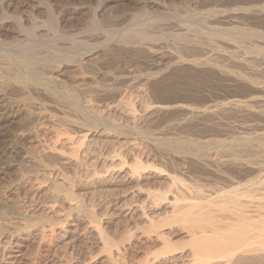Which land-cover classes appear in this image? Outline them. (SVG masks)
I'll use <instances>...</instances> for the list:
<instances>
[{
  "label": "rangeland",
  "instance_id": "rangeland-1",
  "mask_svg": "<svg viewBox=\"0 0 264 264\" xmlns=\"http://www.w3.org/2000/svg\"><path fill=\"white\" fill-rule=\"evenodd\" d=\"M2 1L4 2L5 0ZM7 1H11L13 7L9 12L11 21L8 22L6 26L7 34L0 33V45L3 46H0L3 48L2 51L17 50L20 48L19 45H22L21 42H23L25 45L22 46L27 47V51L30 54L38 57L35 65L37 66L40 61L37 67L43 72V75H54L53 77H56L55 81L57 82L53 83V85L56 86L61 87L62 84L60 81H64V84L67 83L66 85L75 87L81 82L79 80H81L82 77H94L93 79H95L97 83L94 82L98 86L95 90H92L93 93L87 89V85H81L79 86L80 89L74 88L77 93L74 91L73 96L79 99L80 103L82 102L83 105L85 104L84 106L90 107L95 112L98 111L102 120L96 122L91 121L90 124L86 123L83 120V113L78 111L75 112L76 110L72 108L74 98L71 101L69 98L67 100V97H65L66 99L61 97L59 102L63 103L61 106L63 110L65 108L66 119L64 118L62 120V118L58 116L46 115L40 122L34 121L32 124H25L27 128L31 126L29 131H27L29 133H26L23 127H19L18 123L16 125H6L7 128H4L6 135L0 138V163H2L3 166L7 162L10 163L11 166L6 169H1V171L4 172L0 173V210L4 208V211L1 212L6 213L7 211L6 214L9 218L6 217L4 219V217H0V229L3 231H0L2 234L0 235V264H105L106 262V264H110L111 262L109 263L107 259L106 262L104 261L106 255L110 252L109 255L113 259L111 260L115 264H151V262L157 260V256H161V249L164 250V247H162L163 245L159 242L152 248L140 249L139 241L143 238L138 239V237H142L143 235L145 238L147 231L151 232L148 233L150 235L147 234L148 236H156L155 230H148L149 222L143 216L145 215L150 221L154 219V222L164 216L160 211H158V213L153 210L154 206L158 203L157 201L154 202V197H151L154 196L155 193H158V191H167V197H169V199L172 196H181V198H178L179 202L186 203L189 197H191L190 200L195 199L194 196H196V194L194 192L196 188L202 189V193L204 194L212 193V195L217 194V192L219 193V191L223 188L225 189V187H227L225 190L237 187L236 189L245 191L248 188L247 186H252V188L255 189L249 188L252 194H254L258 188L262 187L261 189L264 190V183L259 187L261 179L264 180V178H262L264 177V148H262L264 146V102H262L264 100V0H155V2L157 1V3L160 4L161 8L153 7L148 10L143 7V2L150 0ZM101 3L102 8L100 7ZM103 4H105V6ZM103 10L105 11L104 13ZM210 11H213L212 13L214 15ZM100 15L101 17H99ZM1 16L2 14L0 13V19ZM18 16L22 19V26L18 24V20H15V17ZM55 17H57L59 21ZM94 18H96V20L100 18V29L94 28L98 21L95 20V22ZM57 21L59 22L58 24L56 23ZM27 26L31 29L27 28ZM144 34L146 35L144 36ZM94 35L97 37L99 36V38H95ZM89 39L90 41H88ZM84 42L90 43L93 49L97 47L100 48H98L100 50V54L97 55L98 59L94 58L95 62L93 60V63H85V57L79 55L80 51L83 52L90 47H86V43ZM122 42L126 43L122 44ZM101 45L105 47L108 45V47H106V49L105 47L101 48ZM123 46L125 50H122ZM82 48L86 49L83 50ZM151 49L154 50V52ZM72 53L78 56L74 57L73 55L72 60L77 59L83 62L79 68L71 66V64H69L70 61L68 62L64 58ZM56 55L60 58L57 64H55L56 62L54 63L59 66L58 69H54V66L45 65L43 63L45 57L49 56L52 58L54 56V58H56ZM80 56L83 59H80ZM179 60H182L184 64L178 68L174 64ZM188 61H194L196 63L202 61L200 64L206 66L192 69V67H187L188 65H186ZM0 63V65L4 64L2 60H0ZM208 65L212 67V69L209 67L207 68ZM206 68L209 70L206 71ZM95 69L98 70L96 71ZM127 72H129V76L133 77L139 75L152 77L154 76V72L155 75L158 76L150 81H138L136 78L135 80L122 79V76L128 75ZM102 74L106 76L104 77ZM42 80L43 79H41V81ZM105 88L107 89L106 91ZM99 89L101 90L98 91ZM60 90H62V88H60ZM108 91L111 94H107ZM79 92H81L80 94L82 95H80ZM253 97L255 99H253ZM38 98L44 102L47 100L45 96H38ZM259 98H263V100ZM63 99L65 100L63 101ZM236 99L247 102L246 105L249 106V109L254 106L253 108L255 111L251 108L253 112L246 113L242 110H238V108L231 110L229 109L231 106H224L225 103L231 102V100L232 102H237ZM65 101L67 103H65L66 105L64 104ZM156 103H163L170 106L175 104H186L187 106L191 105V107L194 106L196 108L207 107L208 104H217L218 106L222 104L220 107L222 109H224V107L226 108L222 110L217 106L221 109L219 110L220 113L218 112L213 116L202 117L203 119L199 118L194 121H189L185 110H180L179 108H174V110L171 108V111L168 110L170 112L149 114L150 110L148 109H150L152 104ZM218 103L221 104L219 105ZM260 105L263 109L258 107ZM129 107H133L132 110L129 109ZM128 109L131 111H127ZM228 109L230 111H228ZM259 110H262V114L261 112L257 113ZM129 112H132L134 115L131 114L132 116H130ZM69 119L73 121L78 120V122L81 121V123L85 122L86 127L89 128L90 126L93 130H95V128L98 130L95 132V135L98 133V136H93V140L90 141V147L87 146V148L84 149V147L81 146L82 148H79L80 150L78 152L77 147H80V138H82L86 131L83 133L80 129L73 128L69 124V121H67ZM208 119L211 120L209 121ZM17 122H21L20 125L24 124L23 119H19ZM104 132H106V134H104ZM108 132L111 133V135L108 134V136ZM100 133H102V136ZM103 135L107 136L104 137ZM243 137H246L247 140H251H248L249 142L246 140L241 142ZM176 138L181 141H186L187 139L185 140V138L191 140H187L190 142V144L188 143L189 145H185L184 143V148H182V150L185 149L186 151L179 153L177 152L178 150L176 151ZM76 143L79 145H75ZM207 143L209 145H207ZM200 144L205 145L201 146ZM50 146H54L55 149L52 148V150L54 149L56 152L60 147L59 151L61 150V154L64 152V157H62V155L59 156L58 152L57 154L55 151L53 153V151L48 150ZM203 146L209 148L207 149ZM260 147L262 149H260ZM69 148H71V150ZM90 148L92 150H90ZM200 148L204 149L200 150ZM46 149L48 151L44 152L46 153L45 156L43 151ZM73 149L75 152H73ZM86 149H88L90 153H88ZM198 149L203 152L206 149L207 151L205 150V152H207L208 156L202 153L203 156L199 153L200 155L198 154V157ZM109 151L110 153L107 155L106 153ZM84 152L88 154L85 155ZM192 153L194 156H192ZM66 155L68 160L66 158L64 161L67 162L65 163L63 158H65ZM72 155H74V157ZM93 155H95V157ZM105 155H107V157ZM187 155H189V157ZM120 156L121 160H118ZM201 156L204 157L203 159H210V161L208 160L210 168H208L209 166L202 165L198 160L189 159L190 157L199 159L202 158ZM206 156L208 158H206ZM72 157L78 160L75 162L77 166H70L72 163L74 164ZM78 157H80V161L82 162L79 161ZM103 157L105 159H103ZM37 158L39 163L37 162ZM59 158H61V161H59ZM242 158H244V160H241ZM245 158L248 161L251 160L254 162H248L249 164L252 163L253 167L251 165H248L249 167L246 166L248 163L245 161ZM93 159L96 160V163L93 162ZM135 159L143 165V168L138 172L140 177L138 175L134 176L135 178L129 175V177H126L125 175L122 179L116 176L121 169L128 170V164L132 165ZM105 160L106 162H104ZM87 161L88 163H86ZM101 161L102 163L104 162L103 166L100 165ZM120 161L123 165H121ZM236 161H238V164H242V161L245 162L242 166L241 164L237 165ZM61 162H64L65 165L61 164ZM211 162L216 164L212 165ZM97 163L99 166H97ZM117 163L119 164L117 165ZM232 165H235L234 167H236V170L232 168ZM44 168L46 171L43 170ZM51 168L55 169V171L57 170L56 172L53 171V174L56 176L51 173ZM251 169L253 172H248ZM48 170H50V172H48ZM113 170H115V172H113ZM239 170L243 171H240V175H237V171ZM254 170L257 171V175L259 173L261 179L257 180L259 175L257 176ZM61 172L64 173L66 177L63 176V174L61 175ZM111 172H113V174ZM219 172L224 175L226 174L225 176L227 177H221ZM165 173H169L171 176L173 175L175 180L173 181L172 178H167L166 175H164ZM234 173L236 175H234ZM244 173L245 175L247 173L248 176L246 175L245 177ZM249 175L252 179L255 178L256 180L253 179L252 181ZM60 176H63L62 178L69 177V179L67 178L66 180V182H69L67 183L69 186L71 180L72 182L74 181L72 183V189L76 187V190H72L71 186L68 188L69 186L67 184L64 185L65 182L62 181ZM52 178L58 181L61 179L63 183L61 181L59 182L64 185V187L62 186L63 189L67 186V189H71V192L74 191V194L77 193L78 195L80 193L78 196L81 197L75 198L77 200L79 198L78 201L82 200L81 212H76V207H78L77 205L80 202L74 205L77 201H73L72 199L68 200V198H66V202H63L65 199H63V197H65L63 191L58 192V194H62V196L58 198L59 200L57 199L54 201L56 205H54L53 209L52 207H47V201L48 206L49 204L52 206L55 204L53 201H49L51 200L49 198L51 193L56 191L55 189L53 190V186L50 187L49 185L48 180ZM107 178L110 179L108 180ZM230 180L233 181L231 182ZM234 180H236V182H234ZM254 180L256 182L259 181V183H255ZM244 181L246 184H244ZM241 182L244 183L241 184ZM234 183L241 185L236 186ZM247 183L252 185H247ZM231 184L234 186L232 187ZM243 184L244 186H242ZM253 184H256L254 185L256 187H254ZM48 185L49 187H47ZM262 190L260 192L258 189L257 192L260 194L256 192L253 196L263 197L264 191L262 192ZM147 194L150 200L145 198V196H148ZM257 194L259 196H256ZM182 198L186 200L180 201ZM170 200H173V197ZM69 201L71 202L69 203ZM36 202H39L38 205L42 211L39 210ZM12 203L15 204V206H13L14 209L11 208ZM8 204L11 207H8ZM32 204L34 206H32ZM135 205H137V208ZM121 206L122 208H120ZM138 206L141 208L140 210ZM5 207L9 210H5ZM127 207L131 210H128ZM134 208H136V210L133 212L132 210ZM121 209L123 210L120 211ZM39 211L43 213L41 214ZM11 212L14 213L12 217L10 215ZM44 212L48 215H45ZM23 213L25 214L23 215ZM33 213L34 215H32ZM51 213H56L52 216H58L54 217L57 219V222L50 216ZM18 214L19 216H17ZM21 214L23 217H28H24V219ZM91 214H95L93 216L96 217L95 220H99L97 224H100V227L94 220L90 219L91 217L89 216H92ZM64 216L67 217L64 219ZM39 217L42 219L41 222ZM28 220L29 222L31 221V223L34 222L33 224L30 223L33 228L30 226L29 229L30 224ZM89 220L92 223L91 225L95 223V229L98 230V227L101 229L103 228L102 231H104V236L109 237L110 241L108 239L107 241L110 243V247L107 242H104L105 244L101 243L103 239L99 241L102 246L104 245V248H107L106 251L109 249L112 251L109 250L110 252L107 251L108 253H106L105 249L102 250L103 248L101 247V252L98 248L100 245L98 244V239H100V237L96 236L95 229V231L91 230L93 226L91 228L90 222H88ZM23 221L28 223V225L26 226ZM50 221L53 222L51 223ZM37 222L38 227L36 226ZM85 222L86 224L88 222L89 226H87ZM39 223L41 225L43 224L42 228L39 226ZM22 224H24L23 227ZM178 224L172 223V227H168L170 225H163L156 230L162 233L171 232L175 227L180 226ZM34 225L37 227V231ZM15 226H19L21 229L23 228V233L20 228H15L14 230ZM27 227L29 230L24 229ZM87 227L91 229L89 230ZM52 228L54 229L53 232ZM10 233L12 235H10ZM166 234L171 239V243L175 246L173 249L176 255L181 253L186 256L189 254L188 251L191 248L190 245H187L188 242H185L188 241L189 237L182 234L172 235V237L170 233H165V235ZM7 237L10 239L6 240L8 239ZM115 249L116 251L119 249L118 251H120L119 253L122 256L120 254L116 256L115 254L117 253ZM138 250L140 252H138ZM14 254L17 256L13 257ZM10 255H13L12 258H9L11 257ZM183 258L184 259L177 260L169 259L167 260L168 263L165 262L163 264H195L191 256L190 259L189 256L188 258L187 256ZM163 260L164 259H161V261ZM171 261L172 263H170ZM158 262L159 260L154 263L158 264Z\"/></svg>",
  "mask_w": 264,
  "mask_h": 264
},
{
  "label": "bare ground",
  "instance_id": "bare-ground-1",
  "mask_svg": "<svg viewBox=\"0 0 264 264\" xmlns=\"http://www.w3.org/2000/svg\"><path fill=\"white\" fill-rule=\"evenodd\" d=\"M100 1V0H99ZM136 1V0H135ZM106 2V1H105ZM138 2V1H137ZM98 3V2H97ZM143 4H144V8L145 9H151V8H153V7H157V8H161L160 7V4L159 3H157V1L155 2V0L153 1H145V2H143ZM104 6H105V4H103ZM12 4H11V1H7V0H5L4 2L1 0L0 1V13L2 14V16H1V19H0V33H4V34H7L6 32H7V24H8V22H10L11 21V15L9 14V12L12 10ZM97 7H99V6H97ZM96 7V8H97ZM101 8H102V3H101V6H100ZM33 9H35V8H33ZM32 9V10H33ZM98 9V8H97ZM97 11V10H96ZM14 12V11H13ZM105 11L103 10V13H104ZM211 12V11H210ZM209 12V13H210ZM213 12V11H212ZM211 12V13H212ZM215 12V11H214ZM261 13V12H260ZM94 14V13H93ZM213 14V13H212ZM98 15V14H97ZM96 15V16H97ZM211 15V14H210ZM214 15V14H213ZM216 15V14H215ZM96 16H94V17H96ZM212 16V15H211ZM99 17H101V15L99 16ZM209 17V16H208ZM16 19L15 20H18V24L20 25V26H22V19L18 16V17H15ZM56 19H57V17H55ZM54 18V19H55ZM58 20V19H57ZM96 20V18H94V21ZM98 20V19H97ZM96 20V21H97ZM99 20H100V18H99ZM99 20L96 22V26H94V28H96V29H100L101 27V22L99 23ZM56 21V20H55ZM59 21V20H58ZM56 22L57 24L59 23V22ZM66 21V20H65ZM70 23V22H69ZM95 24V23H94ZM25 26V25H24ZM92 27V26H91ZM100 27V28H99ZM19 28V27H18ZM17 28V29H18ZM24 28V27H23ZM23 28H22V30H23ZM27 28H29L28 26H27ZM93 28V29H94ZM21 29V28H20ZM29 29H31V28H29ZM92 29V28H91ZM25 32V31H24ZM29 32H30V30H29ZM17 33V32H16ZM18 33H20V32H18ZM140 33V32H139ZM4 34H3V36H4ZM21 34V33H20ZM19 34V35H20ZM19 35H18V38H19ZM146 34H144V36H145ZM148 36V35H147ZM150 36V35H149ZM94 37L96 38L97 36H95L94 35ZM141 37H143V36H141ZM155 37V36H154ZM94 38V39H95ZM97 38H99V36L97 37ZM14 39H15V37H14ZM17 39V38H16ZM146 39V38H145ZM18 40V39H17ZM151 40V39H150ZM22 41V40H21ZM88 41H90V39L88 40ZM87 41V42H88ZM2 42H4V41H2ZM18 42V41H17ZM19 42H20V39H19ZM18 42V43H19ZM27 42V41H26ZM87 42H84V43H86V47H88V46H90L91 47V45H90V43H87ZM22 43V45H25V44H23V42H21ZM124 43H126V42H122V44H124ZM128 43V42H127ZM0 44H1V42H0ZM116 44V43H115ZM118 44V43H117ZM22 45H19L20 46V48L19 49H17V50H11V51H2V49L3 48H1V47H3V46H1L0 47V60H2L3 62H4V64L3 65H0V138L2 137V136H5L6 135V133H5V131H4V128L6 127V125H9V124H14V125H16L17 123H18V126L19 127H23V130L26 132V133H29V132H27V131H29V129H30V127H26V123H31L32 124V122H40V120L41 119H43L44 118V116H46V115H53V116H58V117H60V118H62V120L65 118V116H66V114H65V108H64V110H63V108H62V106H61V104H63V103H60L59 101H60V98L61 97H67V100H68V98L72 101V99L74 98V100H73V102H72V105H73V110H76L75 112H82L83 113V115H84V117H83V120L86 122V123H89L90 124V122L91 121H94V122H96V121H100V120H102V117L98 114V111H94L93 109H91L90 107H86V106H84L83 104H82V102L80 103L79 101V99H77L76 97H74L73 96V93H74V91H75V89L74 88H79V86H81V85H83V86H85V85H87L86 87H87V89H89V91H91L92 92V90H95L96 88H97V84H95V79H93L92 77L91 78H89V76H87V77H82L81 78V80H79V81H81L79 84H77L75 87H72V86H68V85H66V84H64L65 82L64 81H60V83L62 84V86L60 87V86H56V85H53V83H55V82H57V81H55L56 80V77H53L54 75H43V72L42 71H40V69H39V67H37L39 64H40V61L38 62V65L36 66L35 64L37 63V56L36 55H33V54H30L28 51H27V47H25V46H22ZM103 45V44H102ZM101 45V48H103V47H105V46H102ZM121 45V44H120ZM18 46V47H19ZM130 46H131V44H130ZM22 47V48H21ZM89 47V49H86V48H82L83 50H85V51H83V52H79V55H81V56H83V57H85V63H87V64H90V63H93V60H94V58H97V55L98 54H100L99 52H100V48L99 47H97V48H95V49H93V47H91L90 48ZM96 47V46H95ZM106 47H108V45L106 46ZM106 47H105V49H106ZM117 47H119V46H117ZM121 47V46H120ZM132 47V46H131ZM138 47V46H137ZM140 47V46H139ZM29 48V47H28ZM99 48V49H98ZM133 48V47H132ZM151 48V47H150ZM30 49V48H29ZM28 49V50H29ZM113 49V48H112ZM102 51L104 50V49H101ZM122 50H125L124 49V46H123V48H122ZM152 50V49H151ZM101 51V52H102ZM105 51V50H104ZM108 51V50H107ZM153 52H154V50H152ZM151 52V51H150ZM105 53V52H104ZM152 53V52H151ZM52 54V53H51ZM78 54V53H77ZM154 54V53H153ZM156 54V53H155ZM73 55H74V57H78L77 55L75 56V53L73 54H69V55H65L66 57H64L68 62L70 61V63L69 64H71V66H75L76 68H79V66L80 65H82L83 64V62H81V60H72V57H73ZM102 55V54H101ZM106 55V54H105ZM57 56V55H56ZM64 56V55H63ZM80 56V59H83L82 57ZM163 56V55H162ZM61 57H62V55H61ZM75 59V58H74ZM98 59V58H97ZM59 60H60V58H59V56H57L56 58H54V56L52 57V58H50L49 56L48 57H45V59H44V61H43V63L45 64V65H51V66H54V69L55 68H59V66L58 65H55V64H57V62H59ZM97 61V60H96ZM56 62V63H55ZM81 62V63H80ZM94 62H95V60H94ZM99 62V61H98ZM246 62V61H245ZM55 63V64H54ZM186 63V62H185ZM188 64H186V65H188L187 67H192V69L193 68H198V67H203V66H206V65H204L203 64V66H202V64H200V63H202V61L200 62V63H196V62H194V61H188L187 62ZM1 64V63H0ZM41 64H42V62H41ZM43 64V65H44ZM183 62H182V60H179V61H177L174 65L176 66V67H178L179 68V66L181 67V66H183ZM200 64V65H199ZM207 64V63H206ZM91 65H93V64H91ZM95 65V64H94ZM97 67V66H96ZM209 67V65L207 66V68ZM41 68V67H40ZM206 68V71L207 70H209V69H207ZM210 69H212V67H209ZM53 69V70H54ZM90 69V68H89ZM219 69V68H218ZM44 70V69H43ZM52 70V69H51ZM81 70V69H80ZM96 70V69H95ZM98 70V69H97ZM96 70V71H97ZM214 70H215V68H214ZM263 70V69H262ZM55 71V70H54ZM58 71V70H57ZM84 71V70H83ZM100 71V70H99ZM102 71V70H101ZM123 71V70H122ZM218 71V70H217ZM216 71V72H217ZM258 71V70H257ZM47 72V71H46ZM53 72V71H52ZM103 72V71H102ZM156 72H158V71H156ZM174 72V71H173ZM223 72V71H222ZM55 73V72H54ZM53 73V74H54ZM59 73V72H58ZM107 73V72H106ZM128 73V75H125V76H122V79H134L135 80V78L139 81H141V80H143V81H145V80H147V81H150V80H153V79H155L158 75H155V72H154V76H150L149 74V76L150 77H148V76H136V77H133V76H129V72H127ZM218 73V72H217ZM219 73H220V71H219ZM254 73V72H253ZM109 74V73H108ZM146 74V73H145ZM159 74V73H158ZM221 74V73H220ZM40 75V76H39ZM58 75V74H57ZM86 75V74H85ZM103 75V74H102ZM110 75V74H109ZM216 75V74H215ZM224 75V74H223ZM104 76V75H103ZM106 76V75H105ZM104 76V77H105ZM229 76V75H228ZM238 76V75H237ZM246 76V75H245ZM113 77V76H112ZM115 78V77H114ZM232 78V77H231ZM234 78V77H233ZM41 79H43L42 81H41ZM117 79V78H116ZM228 79V78H227ZM114 80V79H113ZM159 80V79H158ZM232 80V79H231ZM257 80V79H256ZM95 81V82H94ZM117 81V80H116ZM147 81H146V83H147ZM155 81V80H154ZM83 82H84V84H83ZM115 82V81H114ZM127 82V81H126ZM131 82V81H130ZM134 82V81H133ZM153 82V81H152ZM241 82V81H240ZM248 82V81H247ZM49 83H52V84H49ZM97 83V82H96ZM132 83V82H131ZM237 83V82H236ZM246 83V82H245ZM253 83V82H252ZM257 83V82H256ZM104 84V83H103ZM111 84V83H110ZM100 85H102V84H100ZM99 85V86H100ZM126 85V84H125ZM132 85H133V83H132ZM142 85V84H141ZM250 85V84H249ZM253 85V84H252ZM117 86V85H116ZM119 86V85H118ZM134 86V85H133ZM62 88V90H60V88ZM251 87V86H250ZM98 88H100V87H98ZM110 88H112V87H110ZM80 89V88H79ZM102 89H103V87H102ZM107 89H108V87H107ZM106 88H105V91L107 90ZM118 89V88H117ZM101 89H99L98 91H100ZM104 90V89H103ZM111 90V89H110ZM109 90V91H110ZM88 91V90H87ZM109 91L107 92V94L109 93ZM117 91V90H116ZM76 92V91H75ZM111 92H113V91H111ZM115 92V91H114ZM65 95H63V94ZM77 93V92H76ZM81 92H79V94H80ZM85 93V92H84ZM88 93V92H87ZM93 93V92H92ZM97 93V92H96ZM103 93H104V91H103ZM102 93V94H103ZM78 94V95H79ZM86 94V93H85ZM106 94V93H105ZM109 94H111V93H109ZM74 95H76V94H74ZM80 95H82V94H80ZM79 95V96H80ZM84 95V94H83ZM88 95H89V93H88ZM38 96H45V97H47L46 99V102H44L43 100H41V99H39L38 98ZM87 96V95H86ZM90 96V95H89ZM93 96V95H92ZM95 96V95H94ZM98 96V95H97ZM80 98V97H79ZM242 98V97H241ZM264 98V97H263ZM263 98H259L260 100L262 99L263 100ZM44 99V98H43ZM66 99V98H65ZM65 99H63V101L65 100ZM81 99V98H80ZM102 99V98H101ZM253 99H255L254 97H253ZM90 100V99H89ZM92 100V99H91ZM235 100V99H234ZM237 100V99H236ZM242 100V99H241ZM246 100V99H245ZM249 100V99H248ZM258 100V99H257ZM226 101V100H225ZM244 101V100H243ZM243 101H240V100H237V102L235 103V102H232V100H231V102H228V103H225V105L224 106H226V107H230L229 109H237L238 108V110H242L243 112H253V110H254V106L253 107H251L250 109L248 108L249 106H247L246 105V103L247 102H243ZM250 101V100H249ZM70 102V101H69ZM251 102V101H250ZM262 102H264V100L262 101ZM66 103V101L64 102V104ZM224 103V102H223ZM256 103H258V102H256ZM260 103V102H259ZM67 104V103H66ZM65 104V105H66ZM216 104V103H215ZM219 104V103H218ZM221 104V103H220ZM219 104V105H220ZM248 104H249V102H248ZM222 105V104H221ZM220 105V106H221ZM251 105V104H250ZM263 105V104H262ZM133 106V105H132ZM218 105L216 104V105H211V104H208V106L207 107H203V108H201L200 106V108H196V107H194V106H192L191 107V105H184V104H180V105H173V106H170V105H166V104H163V103H156V104H152L151 105V107H150V109H148V110H150L149 111V114H153V113H165V112H170L172 109L171 108H173V110H174V108H179L180 110L181 109H183V110H185V113L188 115V117H187V119L189 120V121H194L195 119H199V118H201V119H203L202 117H207V116H213V115H216L218 112L220 113V111L219 110H221L222 108L220 107V106H218V107H220L221 109H219L218 107H217ZM223 106V107H224ZM247 106V107H246ZM226 107H224V109L226 108ZM258 107H261L262 108V106L260 105V106H258ZM132 108L133 107H129V109H131L132 110ZM66 109H67V107H66ZM127 110V111H131V110ZM171 109V110H170ZM178 109V110H179ZM224 109H222V110H224ZM228 109V111H230ZM263 109V108H262ZM134 110V109H133ZM168 110H170V111H168ZM182 110V111H183ZM237 110V111H238ZM227 111V110H226ZM236 111V112H237ZM255 111V110H254ZM262 111V110H261ZM260 110L257 112V113H260L261 112ZM67 112V111H66ZM235 112V111H234ZM263 112H264V109H263ZM134 113V112H133ZM242 113V112H241ZM256 113V114H257ZM65 114V115H64ZM126 114H128V113H126ZM129 114H130V116H132V115H134V114H132V112L130 113L129 112ZM128 114V115H129ZM132 114V115H131ZM136 114V113H135ZM222 114V113H221ZM233 114H235V113H233ZM243 114H245V113H243ZM261 114H262V112H261ZM223 115V114H222ZM255 115V114H254ZM161 116V115H160ZM257 116V115H256ZM262 116V115H261ZM127 117V116H126ZM216 117V116H215ZM142 118V117H141ZM19 119H23L24 120V124H21L20 125V123L19 122H17V121H19ZM66 119V118H65ZM134 119V118H133ZM205 119V118H204ZM257 119V118H256ZM209 120V119H208ZM211 120V119H210ZM209 120V121H210ZM67 121H69V124L73 127V128H75V129H80L81 131H83V133H84V131H86V133L85 134H83V136H82V138H80V140H81V142L79 143V144H77L78 143V141H77V143L75 144V145H79L80 147H77L78 148V152H79V150L82 148L81 146H83L84 147V149L85 148H87V146H89L91 143H90V141L91 140H93V136L95 135V132H97L98 130H96V128H95V130H93L92 128H90V126H89V128L88 127H86L85 126V122L84 123H81V121H79L78 122V120L77 121H73L72 119L70 120H67ZM198 121V120H197ZM223 121V120H222ZM46 122V121H45ZM61 122V121H60ZM65 122V121H64ZM42 123V122H41ZM50 123V122H49ZM55 123V122H54ZM66 123V122H65ZM203 123V122H202ZM201 123V124H202ZM205 124V123H204ZM207 124V123H206ZM231 124V123H230ZM239 124V123H238ZM257 124V123H256ZM27 125H29V124H27ZM47 125V124H46ZM88 125V124H87ZM208 125V124H207ZM235 125V124H234ZM136 126V125H135ZM216 126V125H215ZM232 126V125H231ZM10 127V126H9ZM44 127V126H43ZM225 127V126H224ZM264 127V126H263ZM7 128V127H6ZM17 128V127H16ZM243 128H244V126H243ZM258 128V127H257ZM52 129V128H51ZM228 129V128H227ZM259 129V128H258ZM245 130V129H244ZM244 130H242V131H244ZM79 131V130H78ZM80 131V132H81ZM101 131H103V130H101ZM100 131V132H101ZM221 131V130H220ZM58 132V131H57ZM246 132V131H245ZM101 134V136H102V133H100ZM104 134H106V132H104ZM111 135V133H107V135ZM36 135V134H35ZM58 135H60V134H58ZM107 135H105V136H107ZM108 135V136H109ZM42 136V135H41ZM55 136V135H54ZM95 136H98V133L95 135ZM104 136V135H103ZM104 136V137H105ZM263 136H264V134H263ZM32 137V136H31ZM36 137V136H35ZM60 137V136H59ZM118 137H119V135H118ZM117 137V138H118ZM239 137V136H238ZM253 137V136H252ZM236 138V137H235ZM48 139V138H47ZM156 139V138H155ZM154 139V140H155ZM177 139V138H176ZM190 140L189 138H185V140ZM233 139V138H232ZM232 139H231V141H232ZM257 139V138H256ZM261 139V138H260ZM28 140V139H27ZM49 140V139H48ZM79 140V141H80ZM181 141L180 139H177L176 140V151L179 153V152H184V151H186L185 149L184 150H182V148H184L183 146H184V143H185V145L186 144H190V142L189 141ZM237 140H239V139H237ZM236 140V141H237ZM243 140H246V141H248L247 139H246V137L244 138H242V140H241V142L243 141ZM251 140V139H250ZM249 140V141H250ZM252 140H253V138H252ZM29 141V140H28ZM32 141V140H31ZM58 141V140H57ZM76 141V140H75ZM191 141V140H190ZM235 141V142H236ZM248 141V142H249ZM260 141H262V140H260ZM51 142V141H50ZM263 142V141H262ZM47 143V142H46ZM53 143V142H52ZM93 143H95V142H93ZM194 143V142H193ZM193 143H191V144H193ZM197 143V142H196ZM239 143V142H238ZM36 144V143H35ZM44 144V143H43ZM56 144H57V142H56ZM188 144V145H189ZM199 144V143H198ZM233 144V143H232ZM259 144V143H258ZM262 144V143H261ZM201 146L202 145H205V144H200ZM199 145V146H200ZM207 145H209L208 143H207ZM239 145H241V144H239ZM243 145H245V144H243ZM263 145V144H262ZM55 146V145H54ZM51 147L50 146V148H48V150H50V151H53V153H54V151L56 152V150H54L55 149V147ZM91 146V145H90ZM89 146V147H90ZM194 146H195V143H194ZM199 146H197V147H199ZM200 146V147H201ZM236 146V145H235ZM246 146V145H245ZM261 146V145H260ZM89 147H88V149H89ZM93 147V146H92ZM203 147H205V146H203ZM12 148V147H11ZM47 148V147H46ZM52 148H54L53 150H52ZM60 148V147H59ZM59 148L57 149L58 151V155L60 156V155H62V157H64L63 156V153L61 154L60 153V151H59ZM71 148H73V147H71ZM71 148H69L70 150H71ZM80 148V149H79ZM94 148V147H93ZM205 148H207V147H205ZM209 148V147H208ZM207 148V149H208ZM262 148H264V146L262 147ZM261 147H260V149H262ZM88 149H86V151H88ZM203 150L204 148H200V150ZM47 149L45 150V151H43V153L44 152H47L48 151ZM77 150V149H76ZM90 150H92L91 148H90ZM199 149H198V153H197V156H198V154L199 153H201V155H203V154H206L207 155V152H205V150H204V152L203 151H200ZM31 151V150H30ZM37 151V150H36ZM83 151V150H82ZM207 151V150H206ZM209 151H210V149H209ZM223 151V150H222ZM73 152H75L74 151V149H73ZM175 152V151H174ZM189 152V151H188ZM195 152V151H194ZM258 152V151H257ZM260 152V151H259ZM49 153V152H48ZM47 153V154H48ZM51 153V152H50ZM81 153H83V152H81ZM85 153V155L86 154H88V153H90L89 151H88V153H86V152H84ZM91 153H92V151H91ZM109 153H110V151L109 152H107L106 154L107 155H109ZM203 153V154H202ZM262 153V152H261ZM46 153H44V155H45ZM93 154V153H92ZM175 154V153H174ZM244 154V153H243ZM27 155V154H26ZM50 155V154H49ZM85 155H83V156H85ZM107 155H105L106 157H107ZM132 155V154H131ZM200 155V154H199ZM238 155H240V154H238ZM242 155V154H241ZM247 155V154H246ZM261 155V154H260ZM41 156H42V154H41ZM46 156V155H45ZM52 156V155H51ZM53 156H55V155H53ZM73 157H74V155H72ZM87 156H89V155H87ZM94 157H95V155H93ZM104 156V157H105ZM124 156V155H123ZM128 156V155H127ZM180 156H181V154H180ZM188 157H189V155H187ZM191 156V155H190ZM192 156H194L193 155V153H192ZM196 156V155H195ZM204 156V155H203ZM208 156V155H207ZM206 156V158H208ZM210 156V155H209ZM249 156V155H248ZM21 157V156H20ZM72 157V158H73ZM103 157V159H105ZM116 157V156H115ZM199 157V156H198ZM202 157V156H201ZM242 157V156H241ZM247 157V156H246ZM34 158V157H33ZM32 158V159H33ZM35 158H36V156H35ZM35 158H34V160H35ZM67 158V160H68V157H67V155H66V157L65 158H63V161L65 160ZM79 158V161H80V157H78ZM82 158H84V157H82ZM88 158V157H87ZM135 158V157H134ZM134 158H132V159H134ZM181 158V157H180ZM204 157H202V158H199V159H197V158H189V159H191V160H198V162H200L202 165H204V166H209L208 168H210V163H209V161H210V159H203ZM261 158V157H260ZM61 158H59V161H61L60 160ZM102 159V160H103ZM138 159V158H137ZM236 159V158H235ZM75 160V161H74ZM87 160V159H86ZM94 160V159H93ZM99 160V159H98ZM97 160V161H98ZM117 160V159H116ZM118 160H121V156H120V158H118ZM237 160V159H236ZM240 160V159H239ZM241 160H244V158H242ZM32 161V160H31ZM73 162H74V164L72 163L70 166L72 167L73 165H75L76 163L75 162H77L78 160H76V159H74L73 158V160H72ZM96 160H94L93 162H95ZM124 161H125V159H124ZM134 161H136V162H134ZM212 161V160H211ZM214 161V160H213ZM229 161V160H228ZM235 161V160H234ZM245 161L248 163L249 161H251V160H246V158H245ZM245 161H242V166H243V163L245 162ZM1 162V161H0ZM37 162H38V158H37ZM65 163L67 162V161H64ZM62 163L61 162V164H64L65 165V163ZM80 162H82V161H80ZM91 162H92V160H91ZM99 162V161H98ZM104 162H106V160L104 161ZM104 162L102 163V161L100 162V165H104ZM121 162V161H120ZM119 162V163H120ZM192 162V161H191ZM214 162H216V161H214ZM233 162V161H232ZM252 163H254L253 161H251ZM250 162V163H251ZM31 163V162H30ZM39 163V162H38ZM37 163V164H38ZM45 163V162H44ZM86 163H88V161L86 162ZM96 163V162H95ZM102 163V164H101ZM112 163V162H111ZM119 163H117V165L119 164ZM226 163V162H225ZM236 163H237V165H240V164H238V161H236ZM252 163L251 164H247L246 166H248V165H251L252 166ZM4 164V163H3ZM13 164V163H12ZM98 164V163H97ZM211 164L212 165H214V164H216V163H214L213 164V162H211ZM224 164V163H223ZM229 164H231V163H229ZM246 164V163H245ZM255 164H258V163H255ZM60 165V164H59ZM91 165V164H90ZM121 165H123V163L121 162ZM129 165V168L127 167V169L128 170H120L119 171V173L116 175V176H118V177H121L122 179H123V177L126 175V177L129 175L130 177H134V176H136V175H138V172L140 171V169L141 168H143V165L141 164V162H139V161H137L136 159L135 160H133V163H132V165H130V164H128ZM227 165V164H226ZM225 165V166H226ZM11 165H10V163H7L6 162V164H4L3 166H2V163H0V173L1 172H4V171H1V169H6V168H8V167H10ZM41 166V165H40ZM62 166V165H61ZM60 166V167H61ZM75 166H77V165H75ZM93 166V165H92ZM95 166H96V164H95ZM97 166H99V164L97 165ZM96 166V167H97ZM200 166V165H199ZM227 166H229V165H227ZM233 167L232 168H235V170H236V167H234L235 165H232ZM250 166V167H251ZM257 166V165H256ZM259 166V165H258ZM53 167V166H52ZM65 167V166H64ZM63 167V168H64ZM67 167V166H66ZM122 167V166H121ZM213 167V166H212ZM215 167V166H214ZM223 167H224V165H223ZM230 167V166H229ZM228 167V168H229ZM249 167V166H248ZM253 167V166H252ZM255 167V166H254ZM43 168V167H42ZM84 168V167H83ZM203 168V167H202ZM225 168V167H224ZM227 168V170L229 171V169ZM238 168H239V166H238ZM241 168V167H240ZM93 169H94V167H93ZM116 169V168H115ZM212 169V168H211ZM242 169H243V167H242ZM245 169V168H244ZM247 169V168H246ZM256 169H257V167H256ZM37 170V169H36ZM43 170H45V168L43 169ZM82 170V169H81ZM208 170V169H207ZM210 170V169H209ZM225 170V169H224ZM238 170V169H237ZM262 170V169H261ZM46 171V170H45ZM53 171H55V169H52L51 168V173L53 174ZM57 171V170H56ZM55 171V172H56ZM62 171V170H61ZM118 171V170H117ZM214 171V170H213ZM230 171H231V169H230ZM240 171H243V170H239V171H237L238 173L240 172ZM248 171V170H247ZM252 171V169L250 170V171H248V172H251ZM255 171V170H254ZM258 171H259V169H258ZM263 171V170H262ZM48 172H50V170H48ZM64 172V171H63ZM93 172V171H92ZM106 172H107V169H106ZM105 172V173H106ZM113 172H115V170H113ZM113 172H111L112 174H113ZM227 172V171H226ZM232 172V171H231ZM230 172V173H231ZM247 172V173H248ZM253 172V171H252ZM257 171H255L254 173H256ZM67 173V172H66ZM94 173V172H93ZM117 173V172H116ZM211 173V172H210ZM220 173V172H219ZM222 173H223V170H222ZM222 173H220L221 174V177L222 176H225L224 174H222ZM236 173V172H235ZM234 173V175H236ZM237 173V175H240V173L238 174ZM243 173V172H242ZM241 173V174H242ZM247 173H246V175H247ZM261 173V172H260ZM7 174H9V173H7ZM22 174V173H21ZM63 174V176H65L64 175V173H62L61 172V175ZM91 174V173H90ZM108 174V173H107ZM216 174V173H215ZM228 174H229V172H228ZM227 174V175H228ZM251 174V173H250ZM26 175V174H25ZM44 175V174H43ZM53 175H55V174H53ZM60 175V174H59ZM94 175V174H93ZM109 175V174H108ZM164 175H166V177L167 178H172L173 179V181L175 180L174 179V177H173V175L171 176V174H169V173H165ZM230 175V174H229ZM233 175V174H232ZM244 175H245V173H244ZM246 175H245V177H246ZM256 175H257V173H256ZM258 175H259V173H258ZM257 175V176H258ZM24 176V175H23ZM33 176V175H32ZM45 176H46V174H45ZM44 176V177H45ZM56 176V175H55ZM62 176V177H63ZM70 176V175H69ZM75 176V175H74ZM105 176V175H104ZM115 176V177H116ZM128 176V177H129ZM139 176V175H138ZM137 176V177H138ZM248 176V175H247ZM252 176H255V175H252ZM256 176V177H257ZM26 177V176H25ZM37 177V176H36ZM61 177V176H60ZM61 177V178H62ZM66 177V176H65ZM79 177V176H78ZM97 177H100V176H97ZM140 177V176H139ZM175 177H176V175H175ZM225 177H227V176H225ZM237 177V176H236ZM249 177H250V175H249ZM249 177H248V181H249ZM67 178L69 179V177L67 176ZM67 178H62V181L63 182H65V184L64 185H66L67 183H69V182H66V180H67ZM113 178V177H112ZM111 178V179H112ZM135 178V177H134ZM228 178H230V177H228ZM233 178V177H232ZM231 178V179H232ZM251 178V177H250ZM262 178H264V177H262ZM44 179V178H43ZM48 179V178H47ZM70 179H71V177H70ZM99 179V178H98ZM108 179V178H107ZM110 179V178H109ZM108 179V180H109ZM132 179V178H131ZM224 179V178H223ZM227 179V178H226ZM225 179V180H226ZM234 179V178H233ZM247 179V178H246ZM252 179V178H251ZM253 179H255V178H253ZM253 179H252V181H253ZM258 179H261L260 178V175H259V178L257 177V180ZM124 180H125V178H124ZM129 180H130V178H129ZM225 180H223V181H225ZM256 180V179H255ZM254 180V182L255 183H259V181L258 182H256ZM47 181V180H46ZM49 181V185H50V187L51 186H53V190L55 189L56 191L55 192H53V193H51V195H50V199L51 200H49V199H47V200H49L50 202L51 201H55V200H57L60 196H62V194L61 195H59L58 194V192H61V191H63L64 192V196L65 197H63V199H64V201L63 202H66L65 200H67L66 198H68V200L69 199H72L73 201H77V202H75L74 203V205L77 203L78 204V202H80L81 203V201L82 200H80V201H78L79 200V198L81 197H79L78 195H80V193L77 195V193L76 194H74L73 192L74 191H70L71 189H72V186H73V182H72V180H71V184H70V186H71V189H67V186L63 189V187H64V185L62 184L63 182L61 181V179L59 180V181H61V182H59L58 180H56V179H54V178H52V179H50V180H48ZM47 181V182H48ZM79 181H81V180H79ZM107 181V180H106ZM114 181V180H113ZM118 181V180H117ZM172 181V180H171ZM228 181V180H227ZM226 181V182H227ZM231 182L233 181V180H230ZM246 181V180H245ZM244 181V182H245ZM248 181H246V182H248ZM251 181V180H250ZM262 181H264V180H262L261 179V184H259V187H261L260 185H263L262 183H264V182H262ZM27 182V181H26ZM38 182H40V181H38ZM82 182V181H81ZM88 182V181H87ZM116 182V181H115ZM231 182H229V183H231ZM234 182H236V180H234ZM244 182H241V184L242 183H244ZM246 182L244 183V184H246ZM79 183V182H78ZM252 183V182H251ZM41 184V183H40ZM43 184V183H42ZM75 184V183H74ZM86 184V183H85ZM228 184V183H227ZM226 184V185H227ZM234 184H236V183H234ZM241 184H236V186L237 185H241ZM244 184L242 185V186H244ZM6 185V184H5ZM25 185V184H24ZM49 185L47 186V187H49ZM68 185V184H67ZM77 185V184H76ZM230 185V184H229ZM228 185V186H229ZM247 185H252V184H249V183H247ZM254 185H256V184H253V186ZM43 186V185H42ZM63 186V187H62ZM69 186V185H68ZM70 186L68 187V188H70ZM87 186V185H86ZM231 186L233 187L234 185H232L231 184ZM241 186V187H242ZM31 187H32V185H31ZM230 187V186H229ZM240 187V188H241ZM248 188H247V190H245V191H243V190H241V189H239V190H241V191H239L238 189H236L237 187H233V188H231V189H229L228 188V190H225L227 187H225V189L223 188L222 190H224V191H222V190H220V191H222V192H220L219 191V193L217 192V194H213L212 195V193H208V194H204V193H202L203 192V190L202 189H200V188H196L195 190V194H196V196H194L193 194V196H194V200L193 199H191L190 200V198L191 197H186V198H188V202H186V203H183V202H179V199L178 198H181V196L180 197H178V196H172L173 197V200H170V199H172V197L169 199V197H167V191H165V192H163V191H161V192H159L158 191V193H155L154 194V196H152L151 198H153L154 199V202L155 201H157V205H155L154 206V211L155 212H158V211H160V213H163V217H161L158 221H153V220H149V219H147L146 217H145V215L144 214H142V215H144L143 217L149 222V229L148 230H155V232H156V236L155 235H153V236H155V237H151V236H148V235H150V234H148V233H151L150 231L148 232L147 231V237H146V235H145V238H144V236L142 235V237H138V239L140 238H143L142 240H140L139 241V245H140V249H142L143 248V250H144V248H148L149 249V247H153V246H155V245H157V243H161L163 246L162 247H164V250L163 249H161V253H160V255L161 256H157L158 258H156L157 260H154V262H156V261H158L159 260V262H158V264H163V263H165V262H167V260H169V259H184L183 257H186L187 256V258H188V256H189V259H190V256H191V259H194V262H195V264H264V190H262L261 188H258L259 189V191L261 192V190H262V192H263V194H261V195H263V197L261 196V197H254L253 195H255V193L258 191V189H257V191L256 192H254V194H252V193H250V190H249V188H252V186L251 187H249V186H247ZM254 187H256V186H254ZM258 187V186H257ZM30 188V187H29ZM76 188V187H75ZM75 188H73V189H75ZM124 188V187H123ZM239 188V187H238ZM245 188V187H244ZM17 189V188H16ZM39 189V188H38ZM42 189V188H41ZM47 189H49V188H47ZM52 189V188H51ZM72 189V190H73ZM78 189V188H77ZM221 189V188H220ZM246 189V188H245ZM253 189V188H252ZM261 189V190H260ZM27 190V189H26ZM31 190V189H30ZM50 190V189H49ZM76 190V189H75ZM253 190H255V189H253ZM26 192V191H25ZM44 192V191H43ZM170 192V191H169ZM253 192V191H252ZM22 193V192H21ZM28 193V192H27ZM47 193H48V191H47ZM83 193H84V191H83ZM154 193V192H153ZM214 193H216V192H214ZM257 193H259V192H257ZM49 194V193H48ZM260 194V193H259ZM17 195V194H16ZM46 195V194H45ZM76 195V196H75ZM84 195V194H83ZM123 195V194H122ZM148 195V194H147ZM256 196H259L258 194L256 195ZM1 197V196H0ZM34 197V196H33ZM75 197H79L78 198V200L75 198ZM89 197V196H88ZM31 198V197H30ZM74 198V199H73ZM83 198V197H82ZM92 198V197H91ZM145 198H148L149 200H150V198H149V195L148 196H145ZM193 198V197H192ZM42 199V198H41ZM76 199V200H75ZM39 200V199H38ZM59 200V199H58ZM149 200H146V201H149ZM152 200V199H151ZM183 200H186V199H183L182 198V200H180V201H183ZM190 200V201H189ZM13 202V201H12ZM44 202H46V201H44ZM59 202H61V201H59ZM62 202V203H63ZM71 201H69V203H70ZM89 202V201H88ZM144 202H145V200H144ZM153 202V203H154ZM37 203V202H36ZM35 203V204H36ZM39 203V202H38ZM38 203H37V205H38ZM47 203H48V201H47ZM46 203V205H47V207H52V209H53V207H54V205H56V203L55 204H53V206L52 205H50L49 204V206H48V204ZM68 203V202H67ZM80 203L77 205L78 207H76V209H77V211L76 212H78V211H80L81 212V208H82V203H81V205H80ZM146 203H149V202H146ZM42 204H45V203H42ZM144 204V203H143ZM6 205V204H5ZM9 205V204H8ZM12 205V207L9 205L8 207H11V208H13V206H15V204L14 203H12L11 204ZM31 205V204H30ZM71 205V204H70ZM115 205V204H114ZM122 205H124V204H122ZM128 205V204H127ZM149 205V204H148ZM32 206H34L33 204H32ZM36 206V205H35ZM136 206V208H137V205H135ZM141 206V205H140ZM151 206V205H150ZM152 206H153V204H152ZM151 206V207H152ZM37 207H39V205L37 206ZM36 207V208H37ZM117 207V206H116ZM134 207V206H133ZM139 207V206H138ZM144 207V206H143ZM7 207H5V210H9V209H6ZM30 208V207H29ZM32 208V207H31ZM70 208V207H69ZM85 208H87V207H85ZM120 208H122V206L120 207ZM126 208V207H125ZM125 208H124V210H125ZM136 208H134L132 211L134 212V210H136ZM146 208V207H145ZM153 208V207H152ZM151 208V209H152ZM2 209V208H1ZM14 209V208H13ZM15 209H16V207H15ZM33 209H35V208H33ZM44 209H47V208H44ZM43 209V210H44ZM79 209V210H78ZM116 209V208H115ZM127 209L129 210L130 208H128L127 207ZM139 210L141 209L140 207L138 208ZM38 210V209H37ZM39 210H41L40 209V207H39ZM49 210V209H48ZM51 210V209H50ZM75 210V209H74ZM87 210V209H86ZM85 210V211H86ZM116 210H118V209H116ZM123 209H121L120 211H122ZM128 210H127V212H128ZM131 210V209H130ZM139 210H137V211H139ZM145 210V209H144ZM1 211H4V208H3V210H0V212ZM12 211H14V210H12ZM35 211V210H34ZM42 211V210H41ZM41 211H39V213L41 212ZM153 211V212H154ZM8 212H10V211H8ZM14 212H16V211H14ZM38 212V211H37ZM123 212H125V211H123ZM122 212V213H123ZM126 212V213H127ZM6 213H7V211H6ZM6 213H2L1 212V214H0V217L2 218V217H4V219L6 218V217H8V215L6 214ZM18 213V212H17ZM27 213V212H26ZM43 212H41V214H42ZM45 213V212H44ZM88 213V212H87ZM91 213V212H90ZM92 213H94V212H92ZM119 213V212H118ZM126 213H124V214H126ZM129 213V212H128ZM141 213V212H140ZM159 213V212H158ZM165 213V214H164ZM6 214V215H5ZM12 214L14 215V213H10V215H11V217H12ZM25 213H23V215H24ZM53 214H56V213H53ZM52 213H51V215L50 216H52L53 215ZM63 214H64V212H63ZM69 214V213H68ZM67 214V215H68ZM155 214V213H154ZM153 214V215H154ZM5 215V216H4ZM22 215V214H21ZM21 215H20V217H21ZM23 215H22V217H23ZM32 215H34V213L32 214ZM45 215H48V214H46L45 213ZM65 215V214H64ZM88 215V214H87ZM92 215V214H91ZM93 215H95V214H93ZM89 216V217H91L90 219H92V220H94L95 222H96V224H97V222L99 223V220H95V216ZM129 215V214H128ZM161 215V214H160ZM17 216H19V214L17 215ZM55 216H57V215H55ZM54 216V217H55ZM157 216V215H156ZM19 217V218H20ZM25 217V216H24ZM23 217V218H24ZM28 217V216H27ZM27 217H25V218H27ZM31 217V216H30ZM53 217V216H52ZM53 217V218H54ZM58 217V216H57ZM67 217V216H66ZM65 216H64V219L66 218ZM68 217H69V215H68ZM93 217V218H92ZM137 217H139V216H137ZM9 218V217H8ZM24 218V219H25ZM35 218V217H34ZM43 218V217H42ZM129 218V217H128ZM153 218V217H152ZM30 219V218H29ZM35 219H37V218H35ZM35 219H34V221H35ZM51 219V218H50ZM55 219V218H54ZM59 219V218H58ZM78 219V218H77ZM151 219V218H150ZM2 220V219H1ZM31 220V219H30ZM39 220H40V222H41V218L39 217ZM56 221L55 222H57V219H55ZM145 220V221H146ZM38 221V220H37ZM1 222H3V221H1ZM10 222H12V221H10ZM17 222V221H16ZM24 222V221H23ZM27 222V221H26ZM39 222V221H38ZM38 222H37V224H36V226L38 227ZM46 222V221H45ZM48 222V221H47ZM51 222V221H50ZM53 222V221H52ZM51 222V223H52ZM54 222V223H55ZM88 222H90V220L88 221ZM87 222V224H86V222H85V224L87 225V226H89L88 223ZM180 223V224H178V223ZM5 223H6V221H5ZM25 223V222H24ZM28 223L30 224L31 223V221L29 222V220H28ZM28 223H25L26 224V226L28 225ZM34 223V222H33ZM33 223H31V224H33ZM35 223H36V221H35ZM61 223V222H60ZM146 223V222H145ZM172 223H175V224H178V225H180L179 227L177 226V227H175L171 232H165V233H170V235L172 236H174V235H176V234H182V235H185V236H187V237H189V239H188V241H185V242H188L187 243V245H190V250L188 251V255H186V256H184V254H177L176 255V252L174 251V244H172L171 243V239L167 236V234L165 235V233H162V232H160L159 230L157 231L156 229L158 228V227H160V226H163V225H170V226H168V227H172L171 226V224ZM31 224L29 225V229H30V226H31ZM40 224V223H39ZM92 223L90 222V226H91V228H92V226H93V228L91 229V228H88L89 230L91 229L92 231H99L98 233L95 231V233L97 234H95L96 236H98V237H100V239H98V244H100L99 245V249L101 250L102 248V250H104L105 249V251H106V247L104 248V245L102 246L101 245V243L102 244H105L106 242L108 243V241H107V239L109 240V237H106V236H104V231H102V229L101 228H99L100 227V224H97V225H99V227H98V230L97 229H95V226H94V224L93 225H91ZM148 224V223H147ZM0 225H1V223H0ZM23 225L24 224H22V227H23ZM43 225V224H42ZM41 224L39 225L41 228L43 227ZM45 225V224H44ZM59 225V224H58ZM76 225V224H75ZM2 226H4V225H2ZM10 226V225H9ZM21 226V225H20ZM35 226V225H34ZM34 227L35 228V230L37 231V227ZM175 226V225H174ZM32 227V226H31ZM15 228H20L19 226L18 227H14V230H15ZM33 228V227H32ZM45 228V227H44ZM50 228V227H49ZM55 228V227H54ZM97 228V227H96ZM161 228V227H160ZM17 229V230H18ZM21 229V228H20ZM23 229V228H22ZM22 229H21V231H22ZM24 229H28V227L27 228H24ZM28 229V230H29ZM95 229V230H94ZM146 229H147V227H146ZM4 230V229H3ZM38 230H39V228H38ZM43 230V229H42ZM45 230V229H44ZM53 228H52V232H53ZM0 231H2L1 229H0ZM33 231V230H32ZM73 231V230H72ZM3 232V231H2ZM41 232V231H40ZM103 232V233H102ZM5 233V232H4ZM3 233V234H4ZM11 233H12V231H11ZM10 233V235H12ZM15 233V232H14ZM22 233H23V231H22ZM27 233H28V231H27ZM42 233V232H41ZM171 233H173V234H171ZM26 234V233H25ZM32 234V233H31ZM45 234V233H44ZM44 234H43V236H44ZM142 234H144V233H142ZM153 234H155V233H153ZM0 235H2L1 234V232H0ZM46 235V234H45ZM94 235V234H93ZM169 235V236H170ZM29 236V235H28ZM51 236V235H50ZM141 236V235H140ZM172 236V237H173ZM1 237V236H0ZM10 237V236H9ZM12 237V236H11ZM15 237V236H14ZM20 237V236H19ZM30 237V236H29ZM8 238V237H7ZM25 238V237H24ZM10 238H8V239H6V240H9ZM22 239V238H21ZM26 239V238H25ZM42 240H44L43 238H41ZM40 239V240H41ZM47 239V238H46ZM103 239V240H102ZM23 240V239H22ZM101 241V243H100V241ZM104 240H106V241H104ZM12 241H14V240H12ZM11 241V242H12ZM16 241V240H15ZM95 241V240H94ZM110 241V240H109ZM175 241V240H174ZM39 242V241H38ZM105 242V243H104ZM123 242V241H122ZM126 242V241H125ZM128 242V241H127ZM137 242H138V240H137ZM182 242V241H181ZM13 243H16V242H13ZM10 244V243H9ZM22 244V243H21ZM109 244V245H108ZM107 245L110 247V243H108ZM160 244V245H161ZM175 244H177V243H175ZM179 244V243H178ZM14 245H18V244H14ZM113 245V244H112ZM116 245V244H115ZM129 245V244H128ZM18 246H20V245H18ZM38 246V245H37ZM178 246V245H177ZM21 247H22V245H21ZM102 247V248H101ZM131 247V246H130ZM182 247V246H181ZM155 248V247H154ZM109 249V248H108ZM139 249V250H140ZM10 250V249H9ZM102 250H101V252H102ZM110 251H112L111 249H109ZM109 250H107V251H109ZM119 249H117V251H116V249H115V251H116V253L117 254H115L116 256H118V254H120L119 252L120 251H118ZM138 250V252H140ZM142 250V251H143ZM106 251V253H108ZM109 251V252H110ZM114 251V252H115ZM150 251V250H149ZM17 252H19V251H17ZM104 252V251H103ZM114 252H113V256H114ZM157 252V251H156ZM160 252V251H159ZM106 253H105V255H106ZM111 253V252H110ZM110 253H108L107 255H106V257H105V262H106V259L109 261V263L111 262V263H114L112 260V257L109 255ZM177 253H179V252H177ZM10 254V253H9ZM20 255V254H19ZM109 255V256H108ZM112 255V254H111ZM121 255V254H120ZM158 255V254H157ZM11 257H9V258H12V256L13 255H10ZM17 255H15L14 254V256L13 257H16ZM122 256V255H121ZM115 258V257H114ZM120 258V257H119ZM145 258V257H144ZM112 259V260H111ZM116 259V258H115ZM142 259V258H141ZM161 259H164L163 261H161ZM186 259V258H185ZM216 259H219V260H216ZM103 260H102V262H103ZM10 261V260H9ZM18 261V260H17ZM115 261V260H114ZM104 262V263H105ZM154 262H151V264H153ZM11 263H12V261H11ZM14 263V262H13ZM107 263V262H106ZM105 263V264H106ZM110 263V264H111ZM168 263V262H167ZM170 263H172V261L170 262ZM193 263V262H192ZM115 264V263H114ZM117 264V263H116ZM146 264V263H145ZM155 264V263H154ZM188 264V263H187Z\"/></svg>",
  "mask_w": 264,
  "mask_h": 264
}]
</instances>
